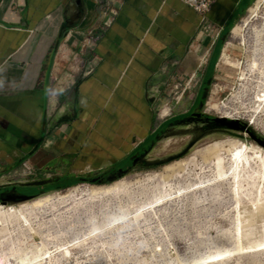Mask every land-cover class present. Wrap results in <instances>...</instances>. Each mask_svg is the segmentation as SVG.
I'll return each mask as SVG.
<instances>
[{
  "label": "crops",
  "instance_id": "crops-1",
  "mask_svg": "<svg viewBox=\"0 0 264 264\" xmlns=\"http://www.w3.org/2000/svg\"><path fill=\"white\" fill-rule=\"evenodd\" d=\"M207 1L201 14L190 0H0V190L158 161L196 103L161 104L172 83L202 55V84L212 78L259 0Z\"/></svg>",
  "mask_w": 264,
  "mask_h": 264
},
{
  "label": "rangeland",
  "instance_id": "rangeland-1",
  "mask_svg": "<svg viewBox=\"0 0 264 264\" xmlns=\"http://www.w3.org/2000/svg\"><path fill=\"white\" fill-rule=\"evenodd\" d=\"M237 25L212 78L202 84L205 69L198 75L204 55L189 59L190 76L176 78L161 104L196 100L209 116L239 120L264 139V0ZM170 110L164 105L160 117ZM237 149L245 157L232 168ZM158 150V164L107 184L17 189L34 198L11 207L18 212L4 224L0 264L5 256L39 264L47 250L43 264H264V147L240 129L193 122Z\"/></svg>",
  "mask_w": 264,
  "mask_h": 264
},
{
  "label": "bare ground",
  "instance_id": "bare-ground-1",
  "mask_svg": "<svg viewBox=\"0 0 264 264\" xmlns=\"http://www.w3.org/2000/svg\"><path fill=\"white\" fill-rule=\"evenodd\" d=\"M260 102L264 103V95H262V98L260 99ZM246 151V150H245ZM244 149H237L235 150L230 162H231V165H232V168H234L235 165H237V167H239L238 165L242 162V159L245 157V155H243V153L245 152ZM255 160L256 159H261V156H256V158H254ZM229 169V168H228ZM229 171V170H228ZM168 179V177H166V180ZM121 191V190H120ZM262 194H263V191H262ZM93 198V197H92ZM96 198V197H95ZM94 199V198H93ZM25 201H20V202H10L8 205H0V245L3 243V241H1L2 238L6 237V233H7V229L6 227H4V224L7 223L8 221V218L9 217H13V216H16L17 212L14 211L13 209H11V207L14 205V204H22L24 203ZM254 206L257 208L258 207V204L257 203H253ZM41 204H35V206H40ZM259 205L261 207L262 206V202L259 203ZM26 205H24L21 209L25 208ZM29 209V208H28ZM13 210V212L11 211ZM22 211V210H20ZM19 211V212H20ZM22 216V215H21ZM25 216V215H23ZM15 218V217H14ZM26 219V218H25ZM1 247V246H0ZM233 253L230 252V253H226L224 255H221L220 257H228L229 255H232ZM13 257L15 256L13 253L11 254ZM234 256V254H233ZM38 258L42 259L41 262L39 264H43V260L45 261L46 258H51L52 257V252L47 250L46 252L40 254L37 256ZM6 258V264H9V261H10V257L9 256H5ZM21 259L25 262H27V256H24V257H21ZM221 260V259H219ZM29 262V261H28ZM5 264V263H4ZM29 264V263H28Z\"/></svg>",
  "mask_w": 264,
  "mask_h": 264
},
{
  "label": "water",
  "instance_id": "water-1",
  "mask_svg": "<svg viewBox=\"0 0 264 264\" xmlns=\"http://www.w3.org/2000/svg\"><path fill=\"white\" fill-rule=\"evenodd\" d=\"M199 116H200L199 114H194V117H199ZM213 121H214V126H217V127L226 126L228 128L240 129L242 131L247 132L253 140H255L258 144H260L262 147H264V139L258 137L256 134H254L252 132V130L247 125H243V126L239 127V120H232V119L229 120L226 117L219 116V117H215L213 119ZM136 162H138V161H136ZM139 162H144L148 166L156 165L159 163V161H146L143 159H139ZM120 171L122 173L119 176L123 175V173H124L123 170H120ZM32 184L34 185V184H38V183H32ZM32 184H30V185H32ZM30 198H34V197L22 196V195H6V196L0 198V204L5 205V204H9L10 202H19V201H23V200L30 199Z\"/></svg>",
  "mask_w": 264,
  "mask_h": 264
},
{
  "label": "flooded vegetation",
  "instance_id": "flooded-vegetation-1",
  "mask_svg": "<svg viewBox=\"0 0 264 264\" xmlns=\"http://www.w3.org/2000/svg\"><path fill=\"white\" fill-rule=\"evenodd\" d=\"M194 114H199L200 116L199 117H194ZM215 117H212V116H209L206 112H204L202 110V108H197L195 107L191 112L190 114L188 115V117L186 118L187 122L190 124V123H193V122H201V123H204V124H214V119ZM122 173V172H121ZM119 174L118 173H114L108 177H113V176H117ZM124 174V173H123ZM6 195H19L17 192H10V193H5L3 196H0V198L6 196Z\"/></svg>",
  "mask_w": 264,
  "mask_h": 264
},
{
  "label": "trees",
  "instance_id": "trees-1",
  "mask_svg": "<svg viewBox=\"0 0 264 264\" xmlns=\"http://www.w3.org/2000/svg\"><path fill=\"white\" fill-rule=\"evenodd\" d=\"M207 89H208V87H207ZM112 179H114V178H110V177H108V175H103V176H99V177H96V178H83V179H80L78 181V183H80V182H86V183L103 185V184L110 183V181ZM75 184H77V183H75ZM75 184H73V186ZM67 186H72V185H67ZM59 188H61V187H59ZM59 188H56V189H59ZM56 189H53V190H56Z\"/></svg>",
  "mask_w": 264,
  "mask_h": 264
},
{
  "label": "built area",
  "instance_id": "built-area-1",
  "mask_svg": "<svg viewBox=\"0 0 264 264\" xmlns=\"http://www.w3.org/2000/svg\"><path fill=\"white\" fill-rule=\"evenodd\" d=\"M190 3L193 4L195 6V10L201 14L206 12L210 7L207 0H190Z\"/></svg>",
  "mask_w": 264,
  "mask_h": 264
}]
</instances>
